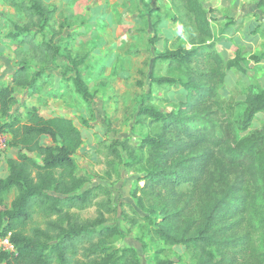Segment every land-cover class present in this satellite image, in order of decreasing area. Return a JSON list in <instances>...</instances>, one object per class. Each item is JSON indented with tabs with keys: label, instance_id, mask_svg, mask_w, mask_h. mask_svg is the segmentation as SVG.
I'll list each match as a JSON object with an SVG mask.
<instances>
[{
	"label": "trees",
	"instance_id": "obj_1",
	"mask_svg": "<svg viewBox=\"0 0 264 264\" xmlns=\"http://www.w3.org/2000/svg\"><path fill=\"white\" fill-rule=\"evenodd\" d=\"M5 1L24 21L10 20L7 33L15 44L16 69L12 84L0 82V132H8L10 145L22 153L8 158V173L0 175V238L14 248L0 250V264H141L135 248L113 245L120 230L109 223L116 211L111 189H83L88 177L78 171L75 155L84 138L74 119L46 117L37 108L25 121L14 114L17 88L41 93L44 75L58 66L65 24L47 0ZM180 1L192 47L159 52L155 59L166 72L152 71L151 83L180 85L186 100L170 111L143 105L151 130L138 146L121 142L145 172V184L132 193L147 219L159 216L151 220L153 235L185 245L195 264H264V126L250 129L264 112V90L250 89L245 114L235 117L236 104L222 98L221 88L232 69H243L240 59L216 48L211 10L201 0ZM84 58L65 63L77 70ZM251 58L263 62L264 52ZM70 77L89 100L79 70ZM45 137L52 143L43 144ZM12 191L8 206L5 196ZM92 207L96 214L83 217L81 211ZM173 262L159 258L157 264Z\"/></svg>",
	"mask_w": 264,
	"mask_h": 264
},
{
	"label": "rangeland",
	"instance_id": "obj_2",
	"mask_svg": "<svg viewBox=\"0 0 264 264\" xmlns=\"http://www.w3.org/2000/svg\"><path fill=\"white\" fill-rule=\"evenodd\" d=\"M57 7L56 20L65 24L61 35L58 66L43 77L45 87L33 94L24 87L17 88L18 103L14 114L22 121L37 108L44 116H66L74 119L84 141L75 155L78 171L88 177L83 189L102 184L111 189L112 214L119 234L113 237L116 248L133 247L141 264H157L159 258L171 259L173 264H195L194 255L182 244L167 243L151 230V220L136 204L132 191L142 187L145 172L138 161L121 144L135 147L151 130L149 118L141 113L146 104L170 111L186 100L187 91L180 85L156 86L151 72L164 75L165 63L155 59L168 47L191 48L187 28L189 18L180 0H47ZM211 10L216 34V48L227 58L238 57L242 70L232 69L221 95L235 103V117L245 114L247 93L264 90V61L256 63L252 55L264 52V6L260 0H201ZM154 10V11H152ZM20 23L24 18L8 2L0 0V82L11 83L16 69L15 44L7 38L10 20ZM160 20V23L155 22ZM58 26V25H56ZM48 30V29H47ZM49 32V31H48ZM152 38H156L152 42ZM159 38V40H158ZM25 48H28L26 46ZM77 66L89 87L90 99L85 100L75 90L70 76L76 73L68 58L80 59ZM69 66V67H67ZM72 66V67H71ZM72 68V69H70ZM264 126V112L255 115L250 128ZM11 135L0 132V175L8 173V158H16L20 148L10 145ZM42 143L51 144L50 138ZM116 148L120 157L116 154ZM113 150V152H112ZM115 151V152H114ZM138 152V150H135ZM35 158H41L33 154ZM115 160L114 166L108 161ZM12 191L5 196L8 206L14 198ZM83 217H93L95 207L81 211ZM8 238H0V250H13Z\"/></svg>",
	"mask_w": 264,
	"mask_h": 264
}]
</instances>
